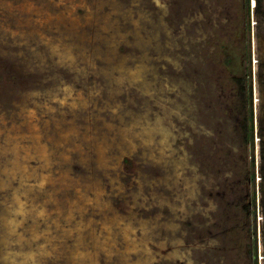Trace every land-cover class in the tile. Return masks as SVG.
Masks as SVG:
<instances>
[{"label": "rangeland", "instance_id": "obj_1", "mask_svg": "<svg viewBox=\"0 0 264 264\" xmlns=\"http://www.w3.org/2000/svg\"><path fill=\"white\" fill-rule=\"evenodd\" d=\"M246 1L0 0V264H23L43 243L27 241L34 217L22 219L24 241L7 230L16 192L27 189L24 202L54 219L56 208L81 204L73 181L92 200L99 187L102 201L73 209L65 231L40 220L60 248L41 264H73L86 248L96 264H264V0H249L248 18ZM66 90L77 102L61 99ZM27 109L37 113L32 132ZM18 130L34 155L29 170L49 180L36 189L6 174ZM80 221L91 228L64 234ZM111 221L130 225L146 249L128 252L118 225L114 252L98 249Z\"/></svg>", "mask_w": 264, "mask_h": 264}, {"label": "bare ground", "instance_id": "obj_2", "mask_svg": "<svg viewBox=\"0 0 264 264\" xmlns=\"http://www.w3.org/2000/svg\"><path fill=\"white\" fill-rule=\"evenodd\" d=\"M89 14V13H88ZM88 17V16H87ZM90 17V16H89ZM88 17V18H89ZM52 20V18L50 17V16H47L46 17V22H49V21H51ZM67 20L68 21H71V22H78V19H76V18H72L71 16H68L67 17ZM2 29V28H1ZM6 31H7V29H6ZM5 32V31H4ZM15 34V33H14ZM13 34V35H14ZM47 40V39H46ZM50 40V39H49ZM56 41V40H55ZM49 42V41H48ZM58 42V41H57ZM58 46V45H57ZM54 47H56V46H54L53 45V49L55 50V51H57V47H56V49L54 48ZM66 47V46H65ZM67 47H68V45H67ZM67 49V51H64V54H63V60H66L67 62L69 61V62H73V55H72V53L68 50V48H66ZM64 50H65V48H64ZM63 51V50H62ZM72 51V50H71ZM58 52V51H57ZM59 56H61V54H59ZM138 74V73H137ZM60 88V87H59ZM65 88H67V87H65ZM61 90V89H60ZM59 90V91H60ZM73 90H66L65 91V93H64V95H63V97L61 98L64 102H66V104H68V105H70V104H72V103H74V102H77V100H76V98H75V95H74V91L72 92ZM84 99V98H83ZM81 102H82V99H81ZM84 102H85V99H84ZM84 102H82V103H84ZM43 104V103H42ZM47 104V103H46ZM41 106V105H40ZM40 106H38V107H40ZM31 108V107H30ZM26 109V108H25ZM23 111H25V118H26V123H29V128H27L30 132H32V129H38V125L37 124H35L34 123V120H33V118L37 115V113H36V110H33V109H31V110H23ZM39 111V110H38ZM59 126H61V124L59 125ZM127 129V128H126ZM125 129V130H126ZM131 129V128H130ZM11 130H13V128L11 129ZM62 130H65V129H62ZM14 131H15V129H14ZM16 131H17V128H16ZM123 131V130H122ZM11 132V131H10ZM13 132V131H12ZM18 132H19V134L16 136V139H14L13 138V135H12V133H9V135H10V139L13 141L14 140V142H13V145H12V151H13V153H14V160L13 159H11V162H13L12 164H13V166L10 168V169H8V171H7V173L6 174H8V175H10V177H20L21 178V182L23 183V185H27L28 186V180H29V178L31 177L32 178V181L34 182V185L31 187V189H36L37 188V185H39V184H41V183H43L45 180H46V183H48L49 182V180H48V178H47V175H44L43 174V172L41 171V173L40 172H37L36 170H34V169H30L29 170V166L31 165L30 164V162H31V160H32V158H33V154L31 153V149H30V146H27V141H26V139H27V134H26V132L25 131H22V130H18ZM71 132H72V130L70 129V130H68V131H65L64 133H65V136L63 137V136H61L62 137V139L64 140H68L71 136H70V134H71ZM126 132V131H125ZM127 133V132H126ZM132 133V132H131ZM130 133V134H131ZM62 134V133H61ZM60 134V135H61ZM130 137V136H129ZM129 139V138H128ZM133 138H131V140H132ZM64 140V141H65ZM132 141H129V145H130V143H131ZM134 142V141H133ZM97 143V142H96ZM98 144V143H97ZM96 144V146H98ZM6 146V145H5ZM9 146V145H8ZM132 146V145H131ZM4 148H6V147H4ZM11 149V148H10ZM9 150V149H8ZM97 150H99V151H101V159H106L105 157H106V155H104L105 154V152H106V150H107V148H106V146H105V148L104 147H102V146H98V149H96V151ZM5 151H6V149H5ZM4 151V152H5ZM17 151V152H16ZM98 151V152H99ZM6 152H8V151H6ZM10 153V152H9ZM22 154H26L27 155V157L25 158V159H22L20 156L22 155ZM100 154V153H99ZM98 154V155H99ZM11 155H12V152H11ZM105 157H104V156ZM7 156H8V154H7ZM6 156V157H7ZM5 157V158H6ZM41 157L43 158V161L45 162V164H46V166L47 165H49L50 164V161H51V157H50V155H49V152H48V150H46V152H43L42 153V155H41ZM9 158V157H8ZM11 158V157H10ZM9 158V159H10ZM99 160V159H98ZM10 161V160H9ZM10 162V163H11ZM106 162H107V159L106 160H102V165H103V163L104 164H106ZM98 165H100V162L98 161ZM30 164V165H29ZM6 165H8V164H6ZM7 167V166H6ZM8 168V167H7ZM7 170V169H6ZM33 170V171H32ZM58 173V172H57ZM61 174V173H60ZM10 179V178H9ZM42 179V180H41ZM3 180V179H2ZM8 180V179H7ZM12 180V179H11ZM14 180V179H13ZM2 182V181H1ZM4 182V181H3ZM9 182H11V181H9L8 180V184H9ZM75 182L76 181H73V185H69L67 182H66V180L65 179H62L61 180V182H59V186H66L67 184L69 185V186H74L75 188H76V190H77V193H78V195H79V201H80V203L84 206V207H88V205L91 203V202H94V204H99L101 201H102V190L98 187V189H95V191H94V196H95V198L92 200L89 196H88V191L86 192L85 190H83L79 185H76L75 184ZM4 184H5V182H4ZM4 184H3V186H4ZM86 184H87V182H86ZM88 185V184H87ZM27 186H26V188H27ZM96 186H97V183H96ZM100 186V185H99ZM10 189V188H9ZM87 189V188H86ZM8 191V190H7ZM10 192V191H9ZM32 193H30V195H31ZM46 194H48V192L46 193ZM29 195V193H28V190L26 189V191H24L22 194H19V192H16V194H15V197H14V203H15V206H14V213L16 214V216L15 215H12L11 217H8L9 218V221H7L6 222V225H7V230L8 229H10L11 231L10 232H12V231H14V232H16V236L19 238V240H22V241H24L23 239H25L26 240V238L28 237L27 236V233L25 232V233H21L20 231H23L22 229H23V227H25L26 225H28L29 223H23L22 222V219L23 218H25V219H27L28 217H30V218H32V217H34L35 218V220L31 223V225H30V228H29V231H30V234H31V236H30V239L28 238L27 239V241H30L31 239L33 240V241H35V240H39L40 238L43 240V243L38 247V249L37 250H33L32 248H30L28 251H26L24 254H23V257H22V259H23V264H41V262H42V260L44 259V258H46V256L48 257V256H50V255H54V254H57V253H59L60 252V248H59V246H58V244H57V241H56V238L54 237L55 235H51V234H49L48 232L46 233L45 231H43L44 233L42 234H40V231H39V222H40V220H47V218H50V219H52V221L53 222H51V227L52 226H55V228H57V229H62V230H64L65 231V228L63 227V225H64V223H63V220H64V222H69V219H71V220H73L72 218V210L73 209H75L77 212H79V211H85L86 210V208H84L81 204H73L72 205V203L70 204V205H68L67 204V207H64V208H66L65 210H64V208L63 207H60V208H56V211H55V214H56V217L53 219V214L51 215V212L50 211H48L47 209L46 210H44V208H42V204L41 203H39V202H37V201H35L34 202V204L31 206V204H26L25 202H24V199L26 198L27 199V203L31 200V199H33V198H31V196ZM12 196V195H11ZM53 195L51 194V197H52ZM48 197H49V195H48ZM8 198V197H7ZM10 198V197H9ZM67 201V200H66ZM10 202H11V200H10ZM13 202V201H12ZM12 204V203H11ZM10 204V205H11ZM7 205H8V203H7ZM64 205V204H63ZM3 206V205H2ZM7 208H9V207H7ZM33 208H34V210H33ZM4 209V208H3ZM4 211V210H3ZM10 211V210H9ZM12 211V210H11ZM53 212V211H52ZM64 212H67L66 214H64ZM1 213H2V211H1ZM3 214V213H2ZM1 214V215H2ZM10 214V213H9ZM63 214V215H62ZM10 216V215H9ZM4 217V216H3ZM61 217H63V219L61 218ZM67 218V219H66ZM6 219V218H5ZM7 220V219H6ZM32 220H33V218H32ZM2 221V223H3V220H1ZM88 221V220H87ZM4 222H5V220H4ZM43 222V221H42ZM81 222V221H80ZM92 222V221H91ZM91 222H89V224H83V222H81L79 225H77L76 227H75V229L73 230V228H72V226H71V228H70V230L69 231H67L66 233L64 232V234H69L70 236L72 235V234H74V233H77V234H81V233H83V232H81V231H85V229H86V226L88 225V227L91 225ZM77 223H79V222H77ZM85 223V222H84ZM69 224V223H68ZM67 224V225H68ZM82 224H83V226H82ZM99 224V223H98ZM6 225H4V226H6ZM116 225H118L119 227H122V232H123V239H125L126 240V242H127V244H128V246L129 247H127V248H129V249H127V251L129 252V251H134V252H136V253H140V251H138V250H141L142 248H144V249H146L145 248V244L144 243H141V242H139V241H136V240H134V241H131L130 240V238H131V236H132V234H133V228L129 225V226H126V225H123V226H121V222H115V221H111V222H105V223H103L102 224V236H100V238L98 237L97 239H100V241L98 242L97 241V239H96V242H97V247H98V249H100V250H104V251H106V253L107 254H109L110 255V252L111 253H113L114 252V248H115V246H116V243H117V241H118V232L115 230V228H114V226H116ZM46 226H47V222H46ZM94 226V225H93ZM118 227V228H119ZM90 228H91V226H90ZM28 229V228H27ZM67 230V229H66ZM6 231V230H5ZM28 231V232H29ZM47 231V230H46ZM79 232V233H78ZM4 233V232H3ZM2 233V235H3V238H4V235H6V234H3ZM8 233V232H7ZM53 233V232H52ZM2 235H0V236H2ZM26 235V236H25ZM82 235V234H81ZM79 237H80V235H79ZM84 237V236H83ZM71 238V237H70ZM80 238H82V237H80ZM79 238V241L81 240ZM10 239V238H9ZM31 240V241H32ZM59 241V240H58ZM78 241V240H77ZM82 241V240H81ZM21 242V241H20ZM81 243V242H80ZM28 244V243H27ZM96 244V243H95ZM78 245V244H77ZM118 247V246H117ZM111 249V250H110ZM138 251V252H137ZM144 251H146V250H144ZM62 252V251H61ZM97 250H96V252L93 254V253H90L88 250H87V248L84 250V251H82V250H78V251H76V252H73L72 254V262H73V264H82L83 263V261H84V258H85V256H86V259L87 258H89L90 260H92V261H90L92 264H96V263H98L97 262V257H98V254H97ZM148 253V252H147ZM101 255V254H100ZM139 255V254H138ZM141 255V254H140ZM144 255V254H143ZM143 255L141 256V257H143ZM7 256V255H6ZM112 256V255H111ZM123 257V256H122ZM92 258V259H91ZM125 259V258H124ZM141 259V258H140ZM67 262H68V260H67ZM141 263H142V261H141ZM140 263V264H141ZM144 263V262H143ZM89 264V263H88Z\"/></svg>", "mask_w": 264, "mask_h": 264}, {"label": "trees", "instance_id": "obj_3", "mask_svg": "<svg viewBox=\"0 0 264 264\" xmlns=\"http://www.w3.org/2000/svg\"><path fill=\"white\" fill-rule=\"evenodd\" d=\"M249 0H247L246 1V4H245V9H246V16H247V18H248V16H250L251 15V8L250 7H248V5H249ZM248 19H247V29L249 30V23H248ZM227 62H228V64H232L233 62H234V59H233V57H231V58H228V60H227ZM242 69H243V75H242V81L244 82L243 84H242V88H243V91H244V93H247L248 91H249V82L247 81V77H250V71H249V69H248V65H247V62L245 61H243V64H242ZM250 115H251V113H250ZM250 121H251V117L249 116L248 117V125H247V132H248V134L251 132V125L249 124L250 123ZM254 177V176H253ZM257 233L256 232H254V239H255V242H254V250H256L255 251V253L257 252ZM254 259H255V263H257V260H256V257L254 256Z\"/></svg>", "mask_w": 264, "mask_h": 264}]
</instances>
